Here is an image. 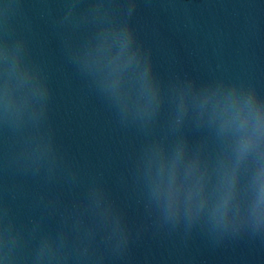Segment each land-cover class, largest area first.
I'll list each match as a JSON object with an SVG mask.
<instances>
[{
    "label": "water",
    "instance_id": "95a60500",
    "mask_svg": "<svg viewBox=\"0 0 264 264\" xmlns=\"http://www.w3.org/2000/svg\"><path fill=\"white\" fill-rule=\"evenodd\" d=\"M0 264H264V0H0Z\"/></svg>",
    "mask_w": 264,
    "mask_h": 264
}]
</instances>
